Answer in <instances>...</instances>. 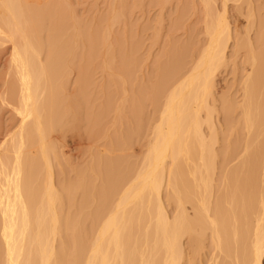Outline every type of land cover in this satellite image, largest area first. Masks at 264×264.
<instances>
[{
	"label": "bare ground",
	"instance_id": "6f19581e",
	"mask_svg": "<svg viewBox=\"0 0 264 264\" xmlns=\"http://www.w3.org/2000/svg\"><path fill=\"white\" fill-rule=\"evenodd\" d=\"M216 1L192 0L189 11L203 22L202 48L190 54L184 48L171 57L176 70L165 75L160 118L135 177L129 180V171L116 174L110 189L100 191L82 176V211L69 219L62 209L72 200L70 185L56 189L48 176L41 189L37 173L40 161L48 170L51 158L58 157L51 132L66 124L63 76L71 64L56 48L65 49L67 43L49 40L43 61L42 46L29 38V21L40 18V9L26 7L29 0H0V42L11 44L0 101L18 118L16 130L0 137V264H179L189 253L197 256L205 235L218 254L210 264H218L222 253L230 256L231 246L235 264H262L264 22L256 27L254 12L264 9V0L258 5L254 0H220V9ZM228 3L233 4L235 23L247 10L243 31L230 28ZM238 58L245 75L242 102L235 105L226 96L216 98V82ZM87 84L86 74H79L75 86L83 91ZM218 103L226 116L239 109L247 135L253 137L239 162L223 173L221 190L210 138L215 137ZM110 109L107 103L94 122ZM163 188L167 202L175 206L172 217L163 204ZM88 191L93 210L83 212Z\"/></svg>",
	"mask_w": 264,
	"mask_h": 264
},
{
	"label": "rangeland",
	"instance_id": "374dc122",
	"mask_svg": "<svg viewBox=\"0 0 264 264\" xmlns=\"http://www.w3.org/2000/svg\"><path fill=\"white\" fill-rule=\"evenodd\" d=\"M260 2L254 0L255 5ZM216 3L220 9V0ZM228 4L230 28L233 32L235 27L243 31L247 10L235 23V14L230 9L233 4ZM26 7L40 9L42 14L38 20L29 21V38L34 45L42 46L43 61L49 51V40L67 43V48H56V52L71 64V70L63 76L66 84L62 94L65 97L62 104L69 106V111L63 117L64 127L56 126L51 132L50 141L58 157L51 158L48 170L40 161L37 173L41 189L48 176L56 189L70 185L72 200L63 206L62 214L77 219L82 211L79 209L82 195L78 188L82 176L101 191L110 189L116 174L124 175L129 171L130 180L139 171L160 118L165 75L168 70H176L171 57L184 48L189 54L202 48L203 22L201 17L191 15L192 0H29ZM254 16L257 27L259 22H264V9L255 10ZM256 30L254 27L253 38H256ZM10 48L7 40L0 42V95L7 78ZM231 53L232 44L228 56ZM240 62L238 58L235 67L229 63L216 82V98L226 96L235 105L242 102L240 86L245 72ZM185 68L190 69L191 64H186ZM79 74H86L88 78L83 91L75 86ZM107 103L111 104L110 112L99 123L94 122V116H98ZM217 105L215 137L210 138L217 154L214 177L221 190L223 173L239 162L245 145L253 137H248L239 109L231 110L226 116L220 111V104ZM17 126L18 118L0 101V137L14 132ZM203 130L208 137L207 126H203ZM262 140L259 138L261 144ZM164 191L165 188L161 191L163 204L172 217L175 206L167 202ZM85 200L88 204L83 212L93 210L90 191ZM61 236L64 238L65 233ZM182 240L185 245L187 240ZM59 243L60 236L56 237L55 246ZM236 250L239 251V247ZM233 251L231 246L230 256L220 254L217 263L235 264ZM215 255L218 254L205 235L197 256L191 257L189 253L179 264H210Z\"/></svg>",
	"mask_w": 264,
	"mask_h": 264
}]
</instances>
